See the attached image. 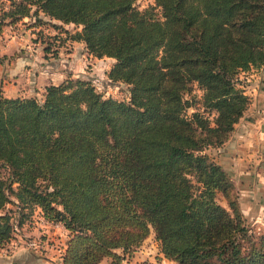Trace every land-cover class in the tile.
Masks as SVG:
<instances>
[{
  "label": "trees",
  "instance_id": "trees-1",
  "mask_svg": "<svg viewBox=\"0 0 264 264\" xmlns=\"http://www.w3.org/2000/svg\"><path fill=\"white\" fill-rule=\"evenodd\" d=\"M33 5L113 57L107 75L130 98L88 78L50 82L41 99L0 88V246L14 236V197L19 224L36 206L66 227L64 264H120L151 230L179 264H264V232L248 229L231 175L206 151L251 101L240 72L264 64V0H14L0 22ZM194 83L201 94L187 97Z\"/></svg>",
  "mask_w": 264,
  "mask_h": 264
},
{
  "label": "rangeland",
  "instance_id": "rangeland-1",
  "mask_svg": "<svg viewBox=\"0 0 264 264\" xmlns=\"http://www.w3.org/2000/svg\"><path fill=\"white\" fill-rule=\"evenodd\" d=\"M13 1L14 0H0L1 17L4 11L9 9ZM151 2H153V0H136V5L144 7ZM9 21L10 18L5 17V19L0 22L1 62L8 57L23 54L25 56H32L37 61L48 63L49 65L51 64L50 61H55L61 67H64L65 63L68 62L67 59L74 58L71 60L73 72L65 73L61 81L66 78H88L103 96H112L125 101L129 100L130 85L123 81H113L107 75V71L114 63L115 59L109 56L97 57L86 49L83 41L70 37V34L80 29V26L74 23H63L58 19L50 18L35 5L32 6L29 15L22 16L13 23ZM26 50H29V53H25ZM39 57L41 60L38 59ZM242 72L243 71L240 72V76L245 79ZM60 76L61 75L58 77ZM43 93L44 92H34V94L30 96L41 99ZM191 94H194L196 97H199L201 94V90L198 89L195 83L192 91L185 95L190 97ZM193 110V107H188L187 113L190 114ZM212 147L213 146H209L206 149L210 154H212ZM212 156L214 157L213 154ZM1 172L4 178L10 175L6 167H2ZM235 187L238 193L239 207L248 229L252 230L255 234L263 233L264 187H260L256 193L252 191L243 192L238 189L236 184ZM218 200L226 204L225 198L221 193L218 194ZM5 210L15 214L16 206L14 203L8 202ZM24 211L25 218L23 219V223L20 224V227H22L21 230L24 233L20 235L14 234L10 241L0 246V264H57L55 260H53L54 258L50 256H55L58 250L63 247V240L61 239L63 236L58 232V228H51L44 223L41 217V211L36 206H34L32 211H30L29 208ZM55 235H57V238H55ZM25 236H32L43 240V252H37V254L35 252L36 255H33L34 250L29 249L33 253L31 254L23 243ZM103 262L112 263L109 257H105ZM120 264L179 263L174 259L164 256L161 251L160 241L155 238V234L153 230H151L149 235L139 246L125 254Z\"/></svg>",
  "mask_w": 264,
  "mask_h": 264
},
{
  "label": "crops",
  "instance_id": "crops-1",
  "mask_svg": "<svg viewBox=\"0 0 264 264\" xmlns=\"http://www.w3.org/2000/svg\"><path fill=\"white\" fill-rule=\"evenodd\" d=\"M27 52L29 53V50L25 51ZM38 59L41 60L40 57ZM73 59H67L68 62L61 67L55 61H50L49 65L23 54L8 57L0 61V88L7 96L42 93L46 84L58 83L65 73L73 72ZM242 74L245 77V92L251 101L236 122L230 137L221 146L212 147L211 153L231 175L238 189L256 193L260 187H264V64L251 67ZM59 75L61 76L58 77ZM57 230L63 236V247L55 256L50 257L54 258L57 264H64L62 250L66 246L68 232ZM29 252L33 254L31 250ZM33 252V255L37 254Z\"/></svg>",
  "mask_w": 264,
  "mask_h": 264
},
{
  "label": "built area",
  "instance_id": "built-area-1",
  "mask_svg": "<svg viewBox=\"0 0 264 264\" xmlns=\"http://www.w3.org/2000/svg\"><path fill=\"white\" fill-rule=\"evenodd\" d=\"M13 199L15 200V206H16V213L13 214L12 220H13V230H14V234H23L24 232L21 230L22 227H20L19 224V213H20V205L18 204L17 199H15L13 197ZM42 220L44 221V223H46L49 227L51 228H58L61 231H65L67 230L66 227L63 225L62 222L60 221H52V220H48L46 219L43 215H42ZM68 232V230H67ZM13 242V240H12ZM24 245L29 248L34 250L35 252H43V248H44V241L39 239V238H35L32 236H25L24 240H23ZM47 246V245H46ZM66 247V246H65ZM64 250H62V252L64 253ZM62 258H63V254H62ZM63 260V259H62Z\"/></svg>",
  "mask_w": 264,
  "mask_h": 264
}]
</instances>
